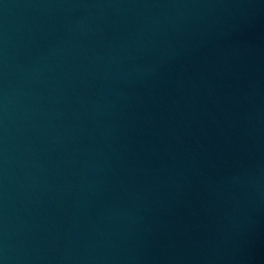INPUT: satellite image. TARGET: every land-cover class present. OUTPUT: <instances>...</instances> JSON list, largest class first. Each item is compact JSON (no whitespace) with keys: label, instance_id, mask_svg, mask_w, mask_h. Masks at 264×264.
Returning <instances> with one entry per match:
<instances>
[{"label":"water","instance_id":"water-1","mask_svg":"<svg viewBox=\"0 0 264 264\" xmlns=\"http://www.w3.org/2000/svg\"><path fill=\"white\" fill-rule=\"evenodd\" d=\"M0 264H264V0H0Z\"/></svg>","mask_w":264,"mask_h":264}]
</instances>
